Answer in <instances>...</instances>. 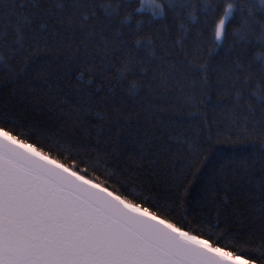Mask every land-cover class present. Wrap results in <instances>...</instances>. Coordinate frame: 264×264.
<instances>
[{
	"label": "snow or ice",
	"instance_id": "6c2138e0",
	"mask_svg": "<svg viewBox=\"0 0 264 264\" xmlns=\"http://www.w3.org/2000/svg\"><path fill=\"white\" fill-rule=\"evenodd\" d=\"M0 133V264H264L256 0H0Z\"/></svg>",
	"mask_w": 264,
	"mask_h": 264
},
{
	"label": "clouds",
	"instance_id": "9594fccd",
	"mask_svg": "<svg viewBox=\"0 0 264 264\" xmlns=\"http://www.w3.org/2000/svg\"><path fill=\"white\" fill-rule=\"evenodd\" d=\"M155 3L157 5H160L162 3V0H155ZM256 3L258 6H264V5H261V0H256Z\"/></svg>",
	"mask_w": 264,
	"mask_h": 264
},
{
	"label": "trees",
	"instance_id": "16d2710c",
	"mask_svg": "<svg viewBox=\"0 0 264 264\" xmlns=\"http://www.w3.org/2000/svg\"><path fill=\"white\" fill-rule=\"evenodd\" d=\"M216 99H217V97L213 96V102H215V101H216Z\"/></svg>",
	"mask_w": 264,
	"mask_h": 264
},
{
	"label": "water",
	"instance_id": "95a60500",
	"mask_svg": "<svg viewBox=\"0 0 264 264\" xmlns=\"http://www.w3.org/2000/svg\"><path fill=\"white\" fill-rule=\"evenodd\" d=\"M0 135H3L2 133H0Z\"/></svg>",
	"mask_w": 264,
	"mask_h": 264
}]
</instances>
